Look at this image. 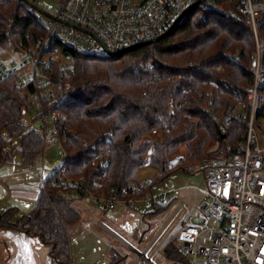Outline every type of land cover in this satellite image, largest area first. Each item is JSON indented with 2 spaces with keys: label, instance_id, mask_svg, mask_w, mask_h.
<instances>
[{
  "label": "trees",
  "instance_id": "obj_1",
  "mask_svg": "<svg viewBox=\"0 0 264 264\" xmlns=\"http://www.w3.org/2000/svg\"><path fill=\"white\" fill-rule=\"evenodd\" d=\"M259 31L264 36V24ZM46 34L45 25L23 0H0L1 47L27 48ZM254 50L252 26L245 18H226L200 7L158 42L111 57L64 48L63 53L75 60L71 92L58 108L60 141L67 157L42 182L34 211L13 222V210L8 209L1 214L0 228L36 237L49 247L55 262L74 264L70 227L80 222L81 214L71 201L81 196L69 181L84 178L90 190H114L117 195L129 181L140 179L142 167H150L158 172L151 178L157 187L176 170L194 173L218 145L237 144L247 129L233 118L231 107L236 111L244 99L239 90L253 80L249 64ZM237 52H241L238 62L225 57ZM220 65L223 71L217 70ZM25 109H32L27 94L15 87L12 77L0 80V161L11 159L10 146L16 140L23 165L33 164L45 150L44 127L34 116L36 127L28 128ZM184 148L187 155L181 154ZM180 156L184 161L170 167L169 161ZM169 205L156 207L151 215ZM162 252L186 262L174 238ZM115 257L114 263L121 259Z\"/></svg>",
  "mask_w": 264,
  "mask_h": 264
},
{
  "label": "built area",
  "instance_id": "obj_2",
  "mask_svg": "<svg viewBox=\"0 0 264 264\" xmlns=\"http://www.w3.org/2000/svg\"><path fill=\"white\" fill-rule=\"evenodd\" d=\"M61 1L59 13L54 19L47 17L44 23L47 34L43 40L18 51L13 49L21 55L19 58L4 60L0 56V80L14 79L15 87L31 101L37 125L44 127L47 145L57 144L63 150L58 108L69 97L75 73L74 57L64 54L63 49L85 56H114L166 33L198 0ZM198 7L226 18H245L252 26L255 50L249 71L253 80L239 90L238 95L244 99L238 102L236 111L231 107L233 118L247 130L237 144L218 145L202 161L206 199L200 205L198 219L193 220L188 206L180 203L147 250L132 251L138 257L136 264H155L148 254L154 248L158 253L174 238L187 264H264V36L259 31L264 24V0H205ZM32 13L37 15L35 10ZM2 50L10 52L0 46ZM225 57L238 62L241 52ZM217 70L224 67L220 65ZM169 101L171 114H175L173 96ZM153 133L157 135V129ZM63 155L67 157L65 150ZM183 161L180 156L170 160L169 166ZM69 183L78 196L92 201L100 210H113L118 203L129 208L144 203L154 210L170 203L168 194L157 193L148 177L129 181L117 195L114 190H90L84 178ZM162 185L168 188L170 183ZM143 236L137 229L135 238Z\"/></svg>",
  "mask_w": 264,
  "mask_h": 264
},
{
  "label": "rangeland",
  "instance_id": "obj_3",
  "mask_svg": "<svg viewBox=\"0 0 264 264\" xmlns=\"http://www.w3.org/2000/svg\"><path fill=\"white\" fill-rule=\"evenodd\" d=\"M42 8L44 11L51 15L56 16L61 9V0H32ZM32 11L33 9L29 7ZM40 21L44 24L48 18L41 13L37 12L36 15ZM4 48V47H3ZM9 49V48H6ZM2 50L0 56L4 60H8L10 57L19 58L21 55L15 53L13 49ZM34 111L32 109H25L23 112V120L28 128L36 127L34 123ZM35 125V126H34ZM5 138H9V133L7 131L3 132ZM19 147L18 141L13 142L11 148V159L8 161H0V214L4 213L8 209H12L11 220L13 222L17 221L23 215H29L33 212L35 208L36 198L40 190L41 183L49 177L56 169L63 165L65 156L63 155V150L57 145H46L43 153L38 155L33 164L23 165L21 163V154L17 150ZM181 154L187 155V150L182 149ZM158 172L150 167H142L139 171V178L144 179L146 177L153 178ZM166 181L170 183L168 188L164 185L159 184L156 187L157 193L168 194L169 200L174 197L178 199L180 203H185L193 215L192 219L197 220L201 215L200 205L206 199L204 190L206 189L205 176L203 173V165H198L194 173H186L183 170H176ZM76 198V199H75ZM71 201V205L78 209H85L89 207L95 210V205L92 201L85 200L81 197H75ZM178 203H174L172 208L164 213L156 214L155 216H146V213L152 210V207L146 206L144 203H138L136 208H130L129 214L119 213V210H105L97 211L96 218L103 221L115 234L122 237L130 245L144 250L147 244H138L133 242L131 238L125 236L116 225L109 223V216H113V220L120 214L122 216L121 222L128 223L130 221V231L134 230L135 224L141 225L140 228L145 229L146 225L151 224L159 230V227L165 225L173 216ZM95 206V207H94ZM107 213V214H104ZM119 215V216H120ZM124 215V216H123ZM143 217H146L145 219ZM157 224H159L157 226ZM77 227V225L70 227V231ZM74 230V229H73ZM72 230V231H73ZM77 231V229H76ZM104 248L107 252L116 250L118 254L124 256V259L119 260L116 264H135L137 257L130 253V251L124 247L117 239H115L110 234L104 232ZM148 254V258H151L155 264H187V262L174 261L172 259L164 256L163 252H160L157 256H151ZM2 256L0 255V260ZM111 260V257H109ZM1 264V262H0Z\"/></svg>",
  "mask_w": 264,
  "mask_h": 264
},
{
  "label": "crops",
  "instance_id": "obj_4",
  "mask_svg": "<svg viewBox=\"0 0 264 264\" xmlns=\"http://www.w3.org/2000/svg\"><path fill=\"white\" fill-rule=\"evenodd\" d=\"M37 194H39V192ZM174 203H178L176 206L180 204L176 197H174L173 202L171 200L170 205L165 211L170 210L172 206H174ZM136 206L134 207V209L136 208ZM115 209L119 210L120 214L123 212H125V214L130 213V208L125 205V203H118ZM115 209L113 210L115 211ZM78 210L81 214V220L77 224V227L73 228V231H70L71 249L74 264H116L119 260L114 263V259L116 258L115 256H118L121 259L125 258L124 256L118 254L116 250H112V248L110 252H107V250H105L103 238L104 232L117 239L124 247H126L130 251L131 254L137 257V255L132 251V248L141 252H145L167 224L166 223L162 227H159V230H157L156 227L151 224L146 225L144 230L140 228L142 224H135L134 230L130 231V221L125 225V222H121L122 216L120 214V216L118 215L114 220L112 218L113 216H109V223L116 225V227L120 229L126 237H128L129 239L131 238L133 242L144 245L147 244L146 242H149L144 250H140L139 248L130 245L122 237L115 234L103 221L96 218L95 215H97V211L102 210L98 209L97 207H95V210L89 207H86L83 210ZM151 212L152 210L148 211L146 213V216H155L151 215ZM143 218L145 219L146 217ZM158 225L159 224H157V226ZM137 229H140L144 234L143 238H140V240H137L135 238V232ZM154 250L149 253H153V255L151 256L154 257L162 252V250H160L158 253H154ZM0 255L2 256V259L0 260L1 264H58L50 256L49 247L46 246L40 239L32 237L27 233L17 229L0 228ZM109 257H111V260L109 259ZM137 262L138 257L135 264Z\"/></svg>",
  "mask_w": 264,
  "mask_h": 264
},
{
  "label": "water",
  "instance_id": "obj_5",
  "mask_svg": "<svg viewBox=\"0 0 264 264\" xmlns=\"http://www.w3.org/2000/svg\"><path fill=\"white\" fill-rule=\"evenodd\" d=\"M29 7H31L33 10L41 13L42 15L48 17V18H51V19H54L55 16L54 15H51L49 14L48 12L44 11L42 8H40L38 5L35 4L34 1L32 0H23ZM205 0H198L194 5H192L191 7H189L188 9H186L182 14L181 16L176 20V22L173 24V26L164 34H162L161 36L155 38V39H152V40H149V41H146L144 43H141V44H137V45H133V46H130V47H127L119 52H117V54H120V53H123L125 51H128V50H131L137 46H142V45H145V44H152V43H156L158 42L159 40H161L163 37H165V35L169 32H171L178 24L179 22L183 19V17L189 13L190 11H193L195 8H197L200 4H202ZM15 51H18V48L15 49ZM0 219H1V214H0Z\"/></svg>",
  "mask_w": 264,
  "mask_h": 264
}]
</instances>
